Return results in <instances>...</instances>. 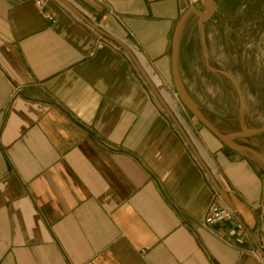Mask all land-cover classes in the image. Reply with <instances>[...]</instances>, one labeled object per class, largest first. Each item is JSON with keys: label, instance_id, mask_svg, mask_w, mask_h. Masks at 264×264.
Listing matches in <instances>:
<instances>
[{"label": "crops", "instance_id": "crops-1", "mask_svg": "<svg viewBox=\"0 0 264 264\" xmlns=\"http://www.w3.org/2000/svg\"><path fill=\"white\" fill-rule=\"evenodd\" d=\"M66 1L103 33L61 0L43 12L33 0H0V264H264V166L194 119L201 155L125 44L163 87L176 86V26L191 7L205 12V0ZM193 17L178 38L184 87L221 134L264 143V116L250 114L240 83L235 119L201 101L213 90L221 98L230 73L209 67L206 49L183 50ZM215 191L235 219L209 229ZM237 222L242 244L228 235Z\"/></svg>", "mask_w": 264, "mask_h": 264}, {"label": "rangeland", "instance_id": "rangeland-1", "mask_svg": "<svg viewBox=\"0 0 264 264\" xmlns=\"http://www.w3.org/2000/svg\"><path fill=\"white\" fill-rule=\"evenodd\" d=\"M183 34L185 37L189 36L191 38L187 46L183 44V50H192L199 54L201 50L206 49L209 52L208 66L211 68L221 67L230 73L227 77H224L227 91L221 98L216 95L214 90L201 98L202 102L211 104L209 109L212 110L213 115L216 116L215 112L217 111L219 115H225L230 119L237 117V109L241 97L239 93L232 90V84L240 83L245 89V99L249 104L250 114L256 115L257 118L261 116L260 118L263 120L264 0H213L212 13L209 18L200 19L193 17L186 25ZM190 63L192 66H200L202 64L199 59H193ZM209 82L214 87V80ZM166 86L167 90L177 98L178 115L197 140L192 121L194 119L198 120V118L183 101L174 81L167 82ZM198 93L199 95L205 94L203 91ZM221 99L224 102V106ZM199 110L207 118L203 110L200 108ZM207 120L209 121L208 118ZM262 123L260 120L257 121V125L261 126ZM211 125L214 127L212 123ZM246 125L249 126L248 124ZM231 129L236 133L239 129L238 123L231 125ZM225 136L228 137L229 141L237 144L229 135ZM249 148L264 157V143H260L258 146H250ZM250 154L253 155L257 164L264 166V162L261 159L252 153Z\"/></svg>", "mask_w": 264, "mask_h": 264}, {"label": "water", "instance_id": "water-1", "mask_svg": "<svg viewBox=\"0 0 264 264\" xmlns=\"http://www.w3.org/2000/svg\"><path fill=\"white\" fill-rule=\"evenodd\" d=\"M62 2H64L73 12H75L76 14H78L82 19H84L85 21H87L90 25H92L94 28H96L98 31H100L101 33H103V31H101L99 28H97L96 26H94L92 23H90L73 5H71L68 1L66 0H61ZM213 0H205V5H206V11L205 12H201L198 9H196L195 7H191L189 8V10L183 15V17L181 18V20L179 21V23L176 26L175 32H174V36H173V74H174V79H175V83L176 86L181 94V97L183 99V101L185 102V104L192 110V112L195 114V116L198 118V120H200V122L208 129L210 130L215 136H217L220 140H222L223 142H225L226 144L239 148V149H243L246 150L252 154H254L255 156H257L258 158H260L263 162H264V157L257 153L256 151H254L253 149L249 148V147H245V146H240L238 144H235L231 141L228 140V137L221 134L215 127H213L211 125V123L207 120V118L202 114V112L199 110L198 106L194 103V101L192 100V98L190 97L189 93L187 92L186 88L184 87L179 73H178V68H177V47H178V38H179V34H180V30L181 27L183 25V22L185 20V18L187 17V15L191 12L197 14L201 19H206L208 18L211 13H212V5ZM134 59V57H132ZM134 61L136 62L138 68L140 69V71L142 72L146 82L150 85L151 89L153 90L154 94L157 96V98L160 100L163 108L167 111V113L171 116V118L173 119V121L175 122V124L178 126V128L181 130V132L184 134L185 138L187 139L188 143L191 144L190 140L188 139V136L186 135L185 131L183 130V128L180 126V124L178 123V121L175 119V117L172 115V113L169 111V109L167 108L165 102L162 100V98L160 97L158 91L155 89V87L153 86V84L150 82V80L148 79V77L146 76V74L144 73L143 69L141 68V66L139 65L138 61H136L134 59ZM196 153V152H195ZM196 155L198 156V154L196 153ZM200 162L203 164L202 160L200 159V157L198 156ZM218 192L221 193V191L218 189Z\"/></svg>", "mask_w": 264, "mask_h": 264}, {"label": "built area", "instance_id": "built-area-1", "mask_svg": "<svg viewBox=\"0 0 264 264\" xmlns=\"http://www.w3.org/2000/svg\"><path fill=\"white\" fill-rule=\"evenodd\" d=\"M46 2H47V0H33L35 7L41 12L44 11ZM45 16L47 19H49L51 21L54 20V17L51 14H46ZM102 44H109L115 49H121V47H119V45L109 41L108 39L102 40L101 45ZM129 47H133V49L135 48L137 50V52H139L142 55V53L132 44H130ZM127 50L129 52V54L132 57H134V59L136 61H138V63L140 64L139 58H137L138 60L136 59V57L133 55L134 53H132V50H130L131 51L130 52L128 47H127ZM234 219H235L234 211L232 209H230L228 206L221 203V197H220L219 193H217L215 191L214 195H213V201L208 206L205 217L203 219V222H202L203 227L210 229V228L215 227L217 225H221V224H225L227 222H231ZM228 235H229L230 239H233L235 241V243L242 244L244 242V238L246 236L244 225L241 222H237L233 227H231L229 229Z\"/></svg>", "mask_w": 264, "mask_h": 264}, {"label": "bare ground", "instance_id": "bare-ground-1", "mask_svg": "<svg viewBox=\"0 0 264 264\" xmlns=\"http://www.w3.org/2000/svg\"><path fill=\"white\" fill-rule=\"evenodd\" d=\"M212 8V5H211ZM126 44V43H125ZM130 44H126L127 47H129ZM130 48V49H129ZM129 51L132 50V53H134L133 55L137 58H139V62H140V66L143 69L144 73L146 74V76L148 77V79L150 80V82L153 84V86L155 87V89L158 91L160 97L162 98V100L165 102L167 108L169 109V111L172 113V115L174 116H178L177 111H176V102H177V98L174 97V95H172L165 87H163V85L158 81V79L156 78V74L154 75V72L152 70V68H150L145 61L142 59L141 54L139 52H137V50L133 47H129ZM132 48V49H131ZM131 52V51H130ZM138 60V59H137ZM176 119V118H175ZM183 130L188 134V139L193 142V144H195V146L198 148L199 152L201 153V155L203 154L202 149L196 144V141L192 135V133L190 131L187 130L185 124H181ZM205 154V153H204ZM260 159V158H259Z\"/></svg>", "mask_w": 264, "mask_h": 264}]
</instances>
